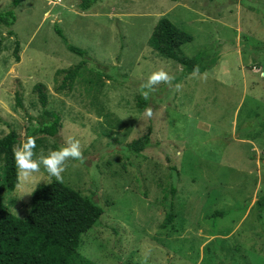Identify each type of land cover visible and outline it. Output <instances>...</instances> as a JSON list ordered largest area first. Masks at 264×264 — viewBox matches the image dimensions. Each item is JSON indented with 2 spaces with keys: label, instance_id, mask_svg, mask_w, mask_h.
I'll list each match as a JSON object with an SVG mask.
<instances>
[{
  "label": "rangeland",
  "instance_id": "1",
  "mask_svg": "<svg viewBox=\"0 0 264 264\" xmlns=\"http://www.w3.org/2000/svg\"><path fill=\"white\" fill-rule=\"evenodd\" d=\"M78 2L20 0L13 35L0 25V137H35L34 159L51 151L34 135L41 108L31 87L43 84L61 147L72 137L83 151V163L67 162L63 184L103 210L81 234L79 255L93 264H141L145 254L147 264H264L256 203H264V0H98L84 11ZM10 3L0 0V11ZM160 18L191 35L185 56L204 51L217 57L213 66L177 81L181 67L146 45ZM54 24L90 58L67 95L54 91V72L81 58ZM159 71L172 80L145 99L149 118L135 99ZM145 134L149 146L127 152ZM53 179L41 167L1 202L22 218L31 191ZM168 212L174 219L160 228Z\"/></svg>",
  "mask_w": 264,
  "mask_h": 264
},
{
  "label": "trees",
  "instance_id": "2",
  "mask_svg": "<svg viewBox=\"0 0 264 264\" xmlns=\"http://www.w3.org/2000/svg\"><path fill=\"white\" fill-rule=\"evenodd\" d=\"M98 0H79L78 8L89 9ZM212 2L214 0H208ZM20 0H11L10 9L0 11V25L8 29L7 35L12 36L15 16L13 9ZM54 34L60 39L65 49L80 57L81 61L72 67L56 70L54 76L61 75L59 84L54 91L67 95L71 92L74 80L84 65L90 62L86 52L69 44L61 29L53 25ZM192 37L187 32L174 26L166 18L155 22L146 45L161 57L177 63L181 67L177 81L186 78L198 68L197 73L209 70L217 57L210 59L204 51L197 52L191 58L185 56L181 47L189 43ZM19 43L14 41L12 49L15 63L19 62ZM36 101L41 108L40 114L33 118L37 124L35 136L46 138L52 142L51 150H58L61 144L57 138L60 118L52 111L46 110L47 94L43 84L36 83L31 87ZM21 97L14 94V105L22 108ZM137 108L145 111V98L137 95ZM1 121V119H0ZM2 122V121H1ZM18 144L17 134L9 130L0 137V264H93L77 252L81 234L96 226L103 210L95 202L81 196L76 191L57 182L55 179L47 184L36 186L30 193L26 215L18 218L9 213L1 202V193L12 192L18 183L13 149ZM150 144L149 135L145 134L125 145L129 153L137 154ZM174 187L169 189L174 193ZM259 220L264 232V203L257 201ZM174 219L171 212L166 213L160 228L170 226Z\"/></svg>",
  "mask_w": 264,
  "mask_h": 264
},
{
  "label": "clouds",
  "instance_id": "3",
  "mask_svg": "<svg viewBox=\"0 0 264 264\" xmlns=\"http://www.w3.org/2000/svg\"><path fill=\"white\" fill-rule=\"evenodd\" d=\"M198 68H194L193 75L198 72ZM172 78L164 71L153 73L145 86L142 87V95L147 100L150 96L153 86L159 83L169 84ZM178 90L180 85L175 86ZM146 88L147 90H143ZM152 109L146 108L145 115L152 117ZM36 138L29 136L26 139L21 138L17 147L13 149V156L15 166L17 169V178L21 181H28L34 174L41 171V167L47 172L49 177H55L56 181L63 183V173L68 167V161H80L83 163L84 156L81 148V143L78 139L69 137L65 146L58 150H51L47 155L41 154L38 158L36 156ZM148 256L145 254L142 258L141 264H147Z\"/></svg>",
  "mask_w": 264,
  "mask_h": 264
}]
</instances>
